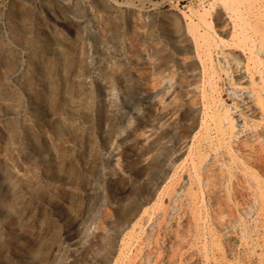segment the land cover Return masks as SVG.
I'll use <instances>...</instances> for the list:
<instances>
[{
    "label": "rangeland",
    "instance_id": "rangeland-1",
    "mask_svg": "<svg viewBox=\"0 0 264 264\" xmlns=\"http://www.w3.org/2000/svg\"><path fill=\"white\" fill-rule=\"evenodd\" d=\"M0 264H264V0H0Z\"/></svg>",
    "mask_w": 264,
    "mask_h": 264
}]
</instances>
